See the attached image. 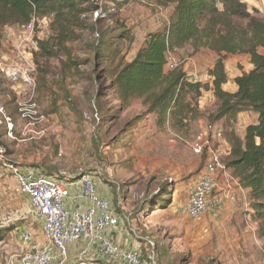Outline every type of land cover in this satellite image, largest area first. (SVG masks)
Listing matches in <instances>:
<instances>
[{"label": "trees", "instance_id": "16d2710c", "mask_svg": "<svg viewBox=\"0 0 264 264\" xmlns=\"http://www.w3.org/2000/svg\"><path fill=\"white\" fill-rule=\"evenodd\" d=\"M99 1L0 0V48L6 27L22 28L34 18L46 19L49 33L38 38L37 49L32 51L37 66L39 106V91L43 95L44 87L53 79L58 88L56 93L48 90L55 96H48L51 106L61 100L76 113L69 94L75 82L72 79L81 71L78 76H82L81 65L90 64L86 91L93 85L92 95L98 110L108 121L115 122L121 113L133 114L132 108L137 107L138 112L125 122L122 136L133 131L150 114L155 116L157 131L182 139L188 138L198 120L204 117L213 127L223 118L232 125L241 111L258 114L257 122L247 126L244 138L233 128L224 133L229 149L222 160L232 171V182L236 181V186L241 188L236 206L242 209L243 222L255 223L256 232L264 237V13L250 9L243 0H151L154 7L173 5L174 8L168 24L162 30L150 32L131 60L122 52V44L130 31L118 14H110L109 19L99 18L91 24L92 33L99 38L93 35L87 44L91 55L80 59L74 56L71 42L82 38V31L89 27L86 15L101 7ZM41 26L40 21L37 30ZM189 46L193 53L210 50L219 55L209 70L211 82L192 81L181 64L173 69L169 67L168 52L177 53ZM238 54L249 55L253 68L235 78L237 90L230 92L223 87L228 81L224 60ZM53 58L59 64L54 65ZM208 90H213L216 98L215 107L210 111L200 107V100ZM14 93L18 103L19 94ZM42 112L50 116L43 109ZM119 137L117 134L115 140ZM43 140L32 139L31 143L36 145L35 142ZM5 148L9 157L11 146L6 143ZM28 166L45 172L38 165ZM164 201L168 199L162 198L161 202ZM13 224L0 227V241L7 238Z\"/></svg>", "mask_w": 264, "mask_h": 264}, {"label": "rangeland", "instance_id": "374dc122", "mask_svg": "<svg viewBox=\"0 0 264 264\" xmlns=\"http://www.w3.org/2000/svg\"><path fill=\"white\" fill-rule=\"evenodd\" d=\"M117 1L100 0L98 5L101 6L99 9L106 14L104 18L109 19L110 14H118L129 28V37L124 45L122 44V52L126 53L131 60L143 46L148 34L153 30H162L168 24L169 19L161 8L153 10L148 4L150 0ZM86 18L89 27L82 31L80 40L71 42L74 56L80 59L91 55L87 44L96 36L92 33L90 26L96 20H100L94 17L93 11L88 13ZM111 18L114 19L112 16ZM6 29L7 27L4 32ZM22 29L23 27L14 33ZM48 33V26H41L38 29L40 38L47 36ZM14 41H10L8 34H5L0 48L1 62L21 63L13 48ZM176 52H168V60L182 66L187 63L191 70L205 75L209 64L214 60L205 53H193L191 46ZM51 60L54 65L59 64L57 58ZM81 67L84 68L82 76H78L82 71L77 73V76L72 79L75 81L74 85L69 90L70 100L77 110L76 113L72 112L65 102L61 104L57 102L55 106H51L48 96L52 98L55 96L48 90L56 93L58 88L53 79H50L48 85L44 87L43 95L41 91L40 94L38 93L40 108L46 113L49 114L51 110H62L74 114V116L66 115L62 118L58 115L49 116L46 120L44 136L34 137L41 140L48 139L50 135V141L47 142V144H52L51 149L48 148L49 156L60 167V178L65 179L67 175L72 178L81 170H90L111 181L121 176L117 187L120 192H123V196L119 195L120 198L115 202L119 211L129 215L130 220L137 222L138 226L142 225L144 220L151 225L149 231L142 232L141 230V233L149 236V239L157 244L155 264H214L218 256L223 260V264H264V243L262 241L255 243V247L249 245L248 253L245 255L249 260L239 262L238 259L232 261L231 244L219 240V233H231L229 231L221 233L219 229L232 223V208L237 205L236 193L231 183L233 174L228 167L230 180L229 182L226 180L225 184L222 183L224 189L230 191L228 196L223 195L219 190L216 191L208 198L206 211L197 218L189 217L183 209L206 162L213 154L224 157L227 153L228 145L224 133L234 128L236 122L230 125V121H227L224 125L217 123L211 127L209 122L200 121L197 129L195 127L194 131L187 136L188 138L182 139L172 133L157 131L155 123L143 120L133 131L127 132L128 135L122 136L120 133L125 122L138 112L137 107L132 108L133 114L121 113L115 122L112 119L108 121L98 110L92 95L93 85L89 86L90 91H86L85 85L89 83L85 79L91 71L90 64L81 65ZM231 74H233L232 69L229 71V77L232 80ZM0 83V103L4 104L2 95L8 98L9 112L13 118L17 119V101L14 92L21 90L22 87L20 84L9 82L1 72ZM209 100L208 96V102ZM201 101L206 106L204 98ZM214 107L215 103L213 105L211 103L207 111ZM20 122L23 124V119ZM149 124H154V127ZM19 130L15 138L8 137L4 133L0 138L4 146L6 143L11 146V155L15 158L22 153L21 148L32 141V139L27 140L32 137L21 135V128ZM117 134L121 136L119 140H115ZM197 143L202 146L201 153L195 152L194 146ZM57 147L58 153H56ZM40 153L43 155L41 150ZM29 164L31 165V163L24 165ZM5 174L12 176L11 173L0 168V222L5 220L6 223L14 222L15 225L7 238L0 241V264H17L18 254L23 248L25 233H29L33 242L39 243L42 247H48L53 252V260L59 261L56 249L48 241L42 242L37 237L43 221L41 224L38 220V217L40 219L41 217L33 212L31 207L27 205L26 209L28 196L22 193L16 178L4 181ZM162 198L168 201L161 202ZM111 201L113 200H110V203ZM144 228L147 230L146 227ZM224 249L226 252L221 257ZM243 249L246 251L247 247ZM235 251L240 252L237 247ZM103 264H110V262L103 261Z\"/></svg>", "mask_w": 264, "mask_h": 264}, {"label": "built area", "instance_id": "2783aa9c", "mask_svg": "<svg viewBox=\"0 0 264 264\" xmlns=\"http://www.w3.org/2000/svg\"><path fill=\"white\" fill-rule=\"evenodd\" d=\"M105 13L98 9L94 11L95 18H104ZM48 26L46 19H32L23 29L13 34L14 51L21 63L13 64L0 61V72L13 83L20 84L22 89L17 90L19 100L17 111L20 122L21 135L32 137L27 140L43 137L46 132L48 117L42 112L37 100V66L32 59V51L38 45V23ZM171 62V65H170ZM170 68L178 66L174 61L168 60ZM192 81L198 79L190 75ZM3 121L8 135L13 136L16 126L13 117L7 115L0 107ZM23 125V126H22ZM40 137V138H41ZM17 138V137H16ZM195 152L201 153L202 146L196 144ZM0 164L9 170L16 178L22 193L29 198L31 208L43 221V233L49 239L50 245L56 249L59 264H72L69 255V246L82 239L87 240V246L80 248L76 264H99L97 257H103L116 264H147L143 251L139 246L124 248L115 243L106 233L116 229L122 217L130 220L129 215L122 211H115L108 198L97 191L92 173L81 170L80 179L71 185L58 181L46 172L32 167L22 166L9 159L5 146L0 141ZM225 176L229 181L227 166L222 155L213 154L206 162L202 174L197 180L193 192L183 207L191 218L203 214L208 206V198L220 187L219 177ZM79 188V198L87 203L85 209L69 210L66 200L72 198L73 187ZM131 221V220H130ZM5 225H4V224ZM14 222H0V227L8 226ZM3 224V225H2ZM94 246L96 256L90 254V247ZM156 243L150 239V258L154 262L156 256ZM53 252L48 247H42L33 242L29 233L24 234L23 248L18 254L17 264H51Z\"/></svg>", "mask_w": 264, "mask_h": 264}, {"label": "crops", "instance_id": "0c3cea01", "mask_svg": "<svg viewBox=\"0 0 264 264\" xmlns=\"http://www.w3.org/2000/svg\"><path fill=\"white\" fill-rule=\"evenodd\" d=\"M243 1H245L248 4L250 9H258L261 13H264V0H243ZM148 4H149V6H151V8L153 10H155L156 8H161L162 10H164V12L166 13V17L168 19H169L170 14L173 11V8H174L173 5L167 6V7H161V6L154 7V5L151 3V0L148 2ZM16 28L17 27H12V26L7 27V29L5 31L6 33L4 32V36H5V34H8V38L10 39V41H13V34L17 29H19V28H17V29ZM156 31H159V30H153L152 32H156ZM3 41H4V37L2 40V44H3ZM200 53H205V55L214 59L209 64L208 70L206 71V75L203 73L201 74V73H198L196 71L191 70L190 69L191 67L187 63H185L183 65V69L189 75L195 76L199 81H202V82H209L210 81L211 82V76L209 74V70L214 67V64H215L216 60L219 58V55L215 51H210V50L199 51L195 54H200ZM195 54H193V55H195ZM195 58H196V56H195ZM224 62H225V68H226V71L228 74V81L224 84L223 87L227 91L235 92L237 90L235 78L238 77L239 75H241L243 72H246V71H249L250 69H252L253 64L251 63L250 57L247 54L229 55L225 58ZM196 64H198V63H196ZM231 69L233 70V74H231L232 80H231V77H229V71H231ZM39 94H40V91H39ZM208 96L210 97V100H209V102L211 101L210 104L212 103V105H213L216 102V98L214 96L213 90L205 91L202 98H204V100L206 101L205 102L206 106H204L203 102L200 100V107L203 110L209 109L210 104L208 102ZM2 99H3L4 104L0 103V104H2V105H0V107L3 108L4 112L7 115L13 117L9 112V108L7 107V105L9 104L8 98H4V95H2ZM62 102L63 101L59 100L58 104H61ZM207 105H208V107H207ZM49 115L50 116L58 115L60 118H62L63 116H66V115L74 116V114L72 112H70V113L69 112H63L62 110H54ZM257 119H258V114H256L255 112L241 111L238 114V117H237V120L235 123V127L233 129H235V131L237 132V134L240 137L244 138L245 134H246L247 126L249 124L256 123ZM0 120L3 121V115L1 113H0ZM145 121H147L148 123L149 122L155 123V116L153 114H150L145 119ZM200 121L206 122V123L208 122L206 117L199 119L198 122L195 124L196 129H197V125L199 124ZM225 121H226V118H223L220 121L216 122L215 125L217 123L218 124L221 123L224 125V124H226ZM15 123H16V126L13 130V136H17L18 130L20 129V120H19L18 116H17V119H15ZM146 125H147V123H146ZM151 125H152V127H154V124H149V126H151ZM2 129H3L4 135L7 134L8 137H12V136L8 135L7 130L5 129L4 125L2 126ZM19 132H20V130H19ZM128 134L129 133H127L126 135H128ZM130 135H132V134H130ZM49 136H48V139H45L41 142H35V144L37 146L39 145L42 148L37 150L34 147L36 145H33V143L30 142L29 145H26L25 147L21 148L22 153L18 156V158H15L11 154H9V157L16 160L22 166H26V165L20 163V160H18V159H21L26 163L38 165V167L41 168V170H44L48 174H50L53 177H56L60 180L61 179L65 180V183L71 185L73 182H76L80 179V177H81L80 172L78 175H75L72 178L70 175H67L65 179L63 177L60 178V176H61V174H60L61 170H59L60 167L58 165H56L54 163V161L52 159H49V157H48L50 155V151L48 150V148L51 149V145H52L51 143L47 144V142L50 141ZM129 137H131V136H129ZM23 143H25V141H23ZM227 145H228V143H227ZM227 149H229V146L227 147ZM40 150H42L43 155H41ZM16 151L19 152L20 150H16ZM0 168L3 171H7V172L11 173L9 170H7L3 166H1V164H0ZM92 175L94 178V182H95V186H96L97 191L100 193L101 196L108 198L109 200H113V201H111L112 208L115 211L119 212V207L117 206L115 201L118 198H120V197H118L119 195L123 196V192H120V190H118V187H117V184H119L118 181H121V176H118V178L113 179V181L116 180L113 182L109 179L108 180L105 179L103 176H100L99 174L93 173ZM13 178H15V176L13 174L10 177H9V175L5 174V180L4 181H7V180H10ZM226 180H227V178L225 176L220 177V179H219L220 187L218 190L223 195L228 196L230 191H228V189L225 190L223 187V184H225ZM231 183L233 186V191L236 193L235 198L238 201L240 193H241L240 192L241 188H238L239 186H236V181H235V183H233V182H231ZM72 190H74L73 195H72L73 197L66 200V207L69 210L85 209V207L87 206V203H85V202L82 203V200H80L79 188L73 187ZM27 205L29 207H31L29 198L27 199L26 209H27ZM232 212H233L232 223H230L229 225H225V228L219 229V231L221 233H227V231H229L231 233L230 234H220L219 233L218 235H219L220 241H222L224 243L229 242L231 244L232 251H230V252L232 253V256H233L232 261L234 259H238L239 262H242L243 260H249V258L245 257V255H247V253H248L249 245H252V247H255V243H257L259 241H262L264 243V237H260L258 235V233L256 232L258 227L255 223L249 222L248 220H246V222H243V217L241 216L242 209L240 207H237V206L233 207ZM120 219L121 220H120L118 226L116 227V229L112 232L107 231L106 234L108 236H110L115 243L119 244L120 246H122L124 248H131L134 246H136V247L139 246L143 251V257H144L145 262L147 263L149 261L148 264H150L151 263V260H149V256H150L149 255V253H150L149 252V249H150V239L149 238L150 237L143 235L141 233V230H142V232L143 231H149L151 225H149L146 222V220L143 221L144 223H142V225L138 226L137 222L135 223L134 220H131V221L127 220L126 221L122 217ZM38 220L42 224V219H40L38 217ZM13 225H15V223ZM144 227H146L147 230H145ZM12 230H14V228ZM151 230H152V228H151ZM37 233L39 234L37 237L40 240H42V242H47V241L49 242V239L43 233V226H42L41 230L38 231ZM88 244L89 243L85 239H82L78 242L70 244L69 255H70V259L73 262L72 264H76L75 260L78 258V252H79L80 248L85 247ZM235 247H237V249L240 251L239 253H237L235 251ZM244 247H247L246 251H244V249H243ZM94 250H95L94 246L91 245L90 254L92 256H96V252ZM225 252H226V249L222 250L221 257H223ZM236 256H238V258H236ZM159 257H161V255H159ZM147 258H148V261H147ZM214 258H217V257H214ZM97 259L99 261V264H103V261H107L103 257H97ZM159 261H160V258H159ZM107 262H109V261H107ZM51 264H59V261L53 260ZM110 264H116V263L110 262ZM153 264H155V263H153ZM214 264H223V260H221L220 257L218 256V258L215 260Z\"/></svg>", "mask_w": 264, "mask_h": 264}]
</instances>
